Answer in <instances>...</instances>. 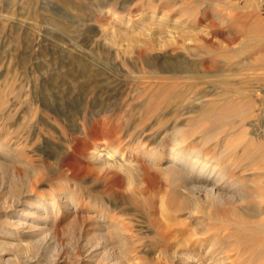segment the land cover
Segmentation results:
<instances>
[{
	"label": "rangeland",
	"instance_id": "rangeland-1",
	"mask_svg": "<svg viewBox=\"0 0 264 264\" xmlns=\"http://www.w3.org/2000/svg\"><path fill=\"white\" fill-rule=\"evenodd\" d=\"M161 17L172 20L169 30L178 28L174 39L158 28ZM188 70L195 78L186 76ZM175 71L183 75L172 76ZM197 72L210 74L204 77L209 81ZM165 84H172L175 94L183 92L184 99H166ZM199 94L206 102L195 98ZM204 107L211 109L205 117L200 115ZM177 129L186 148L199 149L230 173V183L245 188L243 201L225 200L223 207L251 210L259 217L254 220L264 222V0H0V147L10 149L13 159H0V243H15L29 256L37 248L61 247V256L76 264L78 256L68 250L97 240L88 209L92 193L109 199L108 216L120 229L140 233L137 249L148 248L146 259L155 257L152 247L160 242L154 234L163 226L209 243L213 220L201 211L192 216L178 211L171 201L182 199L177 189L186 176L166 181L161 173L159 182H151L142 174L111 171L89 157L103 146L125 152L138 168L148 167L142 143L170 146ZM43 136L47 142L40 144ZM130 178L139 182L131 186ZM27 185L36 195L70 191L80 208L70 214L64 210L54 226L50 222L52 229L37 230L36 212L28 217L18 211L26 196L15 207ZM161 196L171 213H161ZM11 228L41 236L22 246L5 237ZM230 231L226 224L220 233ZM236 250L233 245L226 250L231 264H250L248 254L239 260Z\"/></svg>",
	"mask_w": 264,
	"mask_h": 264
},
{
	"label": "bare ground",
	"instance_id": "bare-ground-1",
	"mask_svg": "<svg viewBox=\"0 0 264 264\" xmlns=\"http://www.w3.org/2000/svg\"><path fill=\"white\" fill-rule=\"evenodd\" d=\"M169 22H172V20L169 21L168 18H162L161 17L160 22H159L160 26L158 28L163 29L165 32L169 31L168 36H170V37H172V39H174V37H176V32L178 31V28H176V29L174 28L175 30H169V27L171 26ZM173 22L176 23L177 20L175 19V20H173ZM175 25L178 26V23H176ZM134 27H133V29H134ZM129 29H131V28H129ZM129 32H131V31H129ZM145 36L146 37L148 36L151 38V36H149V35H145ZM186 72H188V74L186 75L187 77L190 78L192 76L191 78H193V76H194L193 70L192 71L188 70ZM190 72L191 73L193 72V73L191 74ZM157 74H158V76L165 77V75L162 76L161 71L157 72ZM181 74L182 73H180L179 71H175V72H173L172 76H182L183 74L182 75ZM196 75L198 78L200 77V79H205L204 77L210 76V74L209 75L208 74L200 75L199 73ZM170 78L171 77L167 76L168 80ZM172 78H174V77H172ZM194 78H195V76H194ZM204 81L208 82L209 80L205 79ZM167 85H168V83H167ZM163 86H165V87H163L161 91H162V94L164 95V97L166 99H170V97L171 98H182V99H184L183 92H177L176 94L174 93L173 90L176 89L175 87L172 89L170 86H166V84ZM243 93L244 92H242V94ZM204 97H205V94H199V96H197V97L195 96L196 99H199L201 101H205ZM187 99H189V98H187ZM210 113H211V109L209 107L208 108L204 107L200 111V115L203 117L209 115ZM163 115H165V114H163ZM144 130H146V129H144ZM143 131H142V133H143ZM173 131H174L173 134H175V135H172L174 137L171 138L172 143L170 146L157 147L160 145V142H158L155 147H151L150 145H146V142L142 143L143 146H146V149H144L142 152L145 154L147 160L150 162V166H148V167L138 168L136 166V163H135L136 161L134 162L133 158H130L125 152L119 151L118 149H114V148L111 149V148L103 147V146L95 147L90 152L89 157L94 159L95 162L98 163L102 167L109 168L110 170L111 169H117L118 171L121 170L124 173H126L127 175H129V173H131L132 176L134 175V173H135V175L142 174L144 179H147V178H149V180L152 179L153 181H151V182H159L158 174H161V173L166 176V178H165L166 181L169 180L168 176H175V178L177 179L176 181L180 180L181 177L186 176L188 181L187 182L185 181L182 184L179 183L180 184L179 187L182 186V188L177 187L178 188L177 192H180L179 195L183 196L184 198L182 197V199H180L181 197L180 198L176 197L177 194L175 195V193L173 191L174 189H173L172 191H173V194L175 195L176 198H174V199L172 198L173 200L171 199V201L175 202L174 207L178 211H183V212L185 211L190 216H192L196 211H201L203 213H206L207 215L206 214L205 215L208 218L213 220L212 226L215 227L216 231L214 230V233L212 231V233H211L212 238L209 241V243H207L208 245L206 244V240L202 239L201 237H199L193 241V240H190L192 238H187V237L183 238L181 235H178L179 233L177 234V232H176L177 230L171 229L172 230L171 231V230H168L169 228L165 229L168 226H163L162 227L163 231L159 232V230H158V232H156L154 234V237L156 238V240L158 242H160L159 246L156 245L155 247H152L154 249V252H155V257H151V256L149 257L147 255V259H146L145 254H146V252H148V248L142 247L141 250L137 249L138 246H140V244H141L140 240L143 239V237L140 235V233L128 232V231H126L127 229L125 230L124 229L125 227L123 228L122 226L120 229L119 226H117L118 225L117 222L114 221L113 219L109 218V216H108V211H110V209L112 208L111 202L108 201L109 199L104 201L101 199V196L99 195V193H92V194H90V196H92L91 200L89 198H87L90 200V202L92 204L91 207H89L88 209L90 212L89 218L91 219V222L96 224L97 240H96V243H92L90 241H87V242L84 241L81 244L80 248H78L76 246V248L74 247V248H72V249L70 248L68 250V251H71L72 256L73 255L78 256L76 264H162L163 262L165 264H166V262H169L171 264H220V263L221 264H231L232 263L230 261L231 257L229 260V256H228V253H226V250H227V248H229L232 245L235 246V248L237 249L236 250L237 251L236 258L237 259L241 260L240 258H242L243 254L246 255V253H247L248 258H246V260H248L250 262V264H260V262L264 263V227H263L264 222H262V221L258 222L256 220H254V218L258 219L259 217H257L258 215L253 213L251 210L250 211L244 210L243 212L236 211V210L229 211L223 207L225 205L224 202H226L225 200H228V203H229V201L230 202H236V203L243 201L245 198V197H243V195L245 193V188L242 187V185L238 186L236 183H234V184L230 183L231 178L229 179L226 176V174H230V173L225 174V172H223V170H222L223 168H221L223 166H218V164L210 163L207 160L206 156L203 157L202 156L203 154L202 155L200 154L199 149L198 150L195 148L191 149L189 147L186 148L185 147V145H186L185 140L182 138V135L180 134L182 132L180 129L173 130ZM142 137L143 136H140V138H142ZM140 140L141 139L138 138V141H140ZM40 141H41L40 144L46 143L47 137L43 136V138H41ZM161 143L165 144L164 141H161ZM203 145H205V144H203ZM196 146L197 145H195V147ZM11 157H12V154L10 152V149H3L0 147V159H3V161L5 160L7 162H8V160L13 161V159ZM15 159H17V158H15ZM3 161L0 160V163ZM130 168H132V169H130ZM93 170L94 169L92 168V171ZM96 172H97V170H96ZM34 175H36V174H34ZM77 175L78 174H76V176ZM60 177L63 178L62 180H65V181L69 180V178H68L69 176H66L65 174L61 175V173H60ZM110 177L111 176H108L107 178L105 177L106 182H111ZM112 177H113V175H112ZM129 177H130V175H129ZM138 178H140L139 175H138ZM129 180H130L129 184L131 182L132 183L133 182L136 183V181L139 182L138 180L133 181L131 178ZM38 181H36V182H38ZM240 181H242V180H240ZM62 182H64V181H62ZM141 182H142V180H141ZM132 183H131V186H132ZM27 187H29V186L27 185ZM30 188H32V187H29L26 189L24 188L25 191L21 190L18 194L19 196L16 195L18 199L16 198L15 199L16 202L15 201L14 202H15V207L20 206L23 203V201H21V199H22L21 196H26L25 202L23 203V205H24L23 209H18V211L19 212L24 211L25 215L29 217V214L31 212H33V210H34L37 214V217H38V219L35 220V222H37V224L34 225L36 228H39L37 230H40V229L41 230L42 229L50 230V229H52L53 227L51 228V226L53 224H55L52 222L58 220V218H56V217L59 214H61L64 210H65V212L70 214V213H74L75 211H77L80 208L78 196L76 197V194L74 195V193H72L70 191H67V190L60 191V192L57 191L53 195L44 196L42 194L36 195L35 193H33L34 189L29 190ZM111 188H112V186H111ZM78 189H79V187H78ZM30 193L31 194L33 193V194L30 195ZM170 194H171V196H173L172 193H170ZM165 197L166 196H163V197L161 196V198H160L161 200L159 203L160 207H161V213L163 215H165L166 213H171L170 205L168 206V200L165 199ZM166 204H167V206H166ZM90 208L92 210H90ZM113 208H114V206H113ZM9 213H10L9 211H5V215L6 214L9 215ZM24 213H19V214L21 215ZM110 213H111V211H110ZM11 216L13 217L12 214H11ZM178 220H179V218H178ZM197 221L202 223V220L199 218L197 219ZM50 222L52 223V225L50 224ZM179 222L180 221H178V223ZM162 224L163 223H161V226H162ZM226 224L231 226V231L229 233L227 232L228 233L227 235H223L220 233V230L222 228H226ZM210 226H205V227H210ZM214 227H212V228H214ZM173 230H175V232H173ZM205 230H206V228H205ZM35 232L36 233H33V231L32 232H30V231H16L15 229L11 228L6 232L7 234L6 233H4V234H5V237L8 239L9 238L10 239L11 238L17 239L18 244L23 246L24 244L22 243V241L27 240V239H31V238L35 239V237H37L38 235L41 236L39 233L37 234V231H35ZM206 232H208V231H206ZM1 233H3V232H1ZM186 233H188V232L186 231ZM208 234H210V233H208ZM186 236H188V235H186ZM192 236H193V234H192ZM135 241L138 242V244L134 243ZM7 242H9V241H7ZM10 244H12V243L10 242ZM10 244L6 245L5 243H0V263H2V264H10V262L14 261V260L16 261L15 264H17L18 262H20L21 264H44V261L46 262V260H44L42 255L47 257L46 264H73L70 262L71 259L66 260L65 258H63L61 256V253H62L61 247L60 248L55 247L52 249L51 248L50 249L37 248L35 250V254H32V256H29L28 254H26V251L24 248H22V247L14 248L15 243H14L13 247H11ZM198 244H200V245H198ZM154 252L151 255H154ZM242 263H244V262H242ZM244 264H246V263H244Z\"/></svg>",
	"mask_w": 264,
	"mask_h": 264
}]
</instances>
